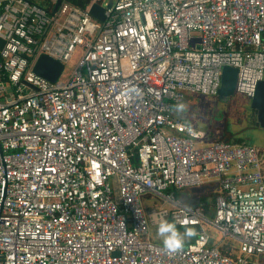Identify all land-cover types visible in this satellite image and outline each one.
<instances>
[{
    "label": "built area",
    "instance_id": "obj_1",
    "mask_svg": "<svg viewBox=\"0 0 264 264\" xmlns=\"http://www.w3.org/2000/svg\"><path fill=\"white\" fill-rule=\"evenodd\" d=\"M105 6L100 22L70 0H0V264H257L264 150L210 140L173 106L217 96L224 67L253 98L264 0ZM41 54L63 66L54 82L33 71ZM205 184L217 185L208 213L176 200ZM150 196L195 228L182 251L150 239Z\"/></svg>",
    "mask_w": 264,
    "mask_h": 264
},
{
    "label": "rangeland",
    "instance_id": "obj_2",
    "mask_svg": "<svg viewBox=\"0 0 264 264\" xmlns=\"http://www.w3.org/2000/svg\"><path fill=\"white\" fill-rule=\"evenodd\" d=\"M74 61L73 59L66 64L65 73L72 69ZM183 103L186 105V110L182 114H177L179 119L193 129L203 131L210 140L228 137L230 141L240 139V142L244 141L256 147H264V129L260 128L256 113L250 108V99L247 97L236 92L232 96L222 99L218 96L192 94L188 95ZM113 182L114 199L117 201L118 185L115 178ZM216 191V184L190 187L177 191L176 200L188 206H195L202 194ZM143 204L149 209L153 207L170 210L172 206L169 202L156 196L147 197ZM157 227H150L149 236L152 240L162 243L156 235ZM178 230L181 233L184 232L183 229L178 228ZM211 233L215 240H220L216 231L211 229ZM252 260L257 264H264V254L256 255Z\"/></svg>",
    "mask_w": 264,
    "mask_h": 264
},
{
    "label": "water",
    "instance_id": "obj_3",
    "mask_svg": "<svg viewBox=\"0 0 264 264\" xmlns=\"http://www.w3.org/2000/svg\"><path fill=\"white\" fill-rule=\"evenodd\" d=\"M112 2L113 0H108L107 2L104 0H88L89 14L100 22L104 21L103 5L106 3L105 7L109 8ZM57 6L58 2L54 5L52 13L55 12ZM62 68L61 63L41 54L34 64L33 71L47 81L54 82L61 74ZM236 75L237 71L234 68L224 67L222 69L221 86L217 94L219 98H227L234 94ZM250 108L255 111L260 128L264 129V81L258 83L256 92L253 98L250 99ZM146 216L149 226L155 227L158 226L160 220H166L168 211L166 209L159 211L154 208L148 209L146 210Z\"/></svg>",
    "mask_w": 264,
    "mask_h": 264
},
{
    "label": "clouds",
    "instance_id": "obj_4",
    "mask_svg": "<svg viewBox=\"0 0 264 264\" xmlns=\"http://www.w3.org/2000/svg\"><path fill=\"white\" fill-rule=\"evenodd\" d=\"M173 110L177 114H182L186 110L184 103H178L173 106ZM157 237L161 240L163 247L169 253H178L183 250L186 240L196 235V230L193 227H185L181 233L176 223L169 222L168 220H160L157 232Z\"/></svg>",
    "mask_w": 264,
    "mask_h": 264
},
{
    "label": "trees",
    "instance_id": "obj_5",
    "mask_svg": "<svg viewBox=\"0 0 264 264\" xmlns=\"http://www.w3.org/2000/svg\"><path fill=\"white\" fill-rule=\"evenodd\" d=\"M74 5L80 7V8H86V5H87V0H70ZM187 98V97H186ZM186 100V99H185ZM213 141H230V139L228 137H224V138H216V139H213ZM231 142H240V139H236L234 141H231ZM262 150H264V147L261 148ZM176 193L175 192V197H176ZM215 193L214 194H211L210 196H201L200 197V202H201V206L202 208L204 209V211L206 213L209 212V204H211V202L213 201L214 197H215ZM185 230V228H182ZM153 242H156V243H160V242H157V241H154L152 240ZM220 251L224 254V255H229L230 257H235V253L234 252H231V248L228 244V242L226 244H223L220 248Z\"/></svg>",
    "mask_w": 264,
    "mask_h": 264
},
{
    "label": "crops",
    "instance_id": "obj_6",
    "mask_svg": "<svg viewBox=\"0 0 264 264\" xmlns=\"http://www.w3.org/2000/svg\"><path fill=\"white\" fill-rule=\"evenodd\" d=\"M87 1H88V0H87ZM87 4H88V3H87ZM86 7H87V5H86ZM259 148H261V147H259ZM178 191H179V190H178ZM175 192H177V191H175ZM214 193L216 194V192H214ZM214 193H210V194H206V193H205V194H202L201 196H210L211 194H214ZM201 196H200V197H201ZM200 197L198 198L197 203H196L197 205H195V206H198V205L201 206V202H200L201 199H200ZM212 202H213V201H212ZM144 207H145L146 210L149 209L145 204H144ZM150 209H153V207L150 208ZM154 209H155V208H154ZM163 209H164V208H159V209H156V210L159 211V210H163ZM209 209H210V206H209ZM167 211H169V210H167ZM167 219L169 220V217H168V216H167L166 220H167ZM177 228H179V227H177ZM180 229H182V228H180ZM183 230H184V229H183ZM150 239H151V237H150ZM151 240H152V239H151ZM187 240H188V241H186L185 245L190 244L191 242H193V237L190 238V239H187Z\"/></svg>",
    "mask_w": 264,
    "mask_h": 264
}]
</instances>
